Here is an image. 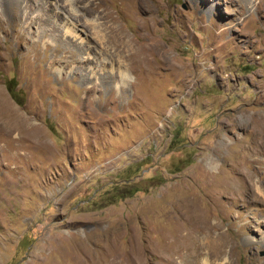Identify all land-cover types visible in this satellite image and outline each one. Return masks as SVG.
I'll return each instance as SVG.
<instances>
[{"label": "rangeland", "instance_id": "374dc122", "mask_svg": "<svg viewBox=\"0 0 264 264\" xmlns=\"http://www.w3.org/2000/svg\"><path fill=\"white\" fill-rule=\"evenodd\" d=\"M14 3L0 0V264H89L131 236L150 244L140 264H177L158 233L187 204L233 264H264V203L232 170L264 180L242 149L264 122V0H77L88 54Z\"/></svg>", "mask_w": 264, "mask_h": 264}, {"label": "bare ground", "instance_id": "6f19581e", "mask_svg": "<svg viewBox=\"0 0 264 264\" xmlns=\"http://www.w3.org/2000/svg\"><path fill=\"white\" fill-rule=\"evenodd\" d=\"M8 1L11 4H15L14 2L18 3L26 28H29L31 22L30 11L33 12L37 9L41 10L47 17V20L51 21L58 29L63 40L66 38V41H70V43L71 41H76V44H79L84 54L89 53L90 46L87 44L88 42L84 36L86 32L85 22L80 19L73 20L66 12L67 9L72 11L79 10L77 8V0H63V2L60 0ZM66 6L67 9L65 8ZM35 13L36 12H34V14ZM72 14L76 15L75 13ZM49 23L50 22H48L47 25H49ZM37 34H39V32H37ZM52 63H55V61ZM89 69L90 70H85L84 75H88L89 77L94 76L93 72H91V68ZM113 70L109 72L112 77L118 78L122 83L126 84V78L129 79V76H127L128 73L125 70H119L120 73ZM59 71L58 69V72ZM5 102L4 99L3 103ZM12 112L13 110L10 108L9 112L7 111L6 114L10 115ZM252 136L254 138L251 140V143L242 147L246 152L244 154V158H246L245 161L248 160L251 164L259 162V156L262 155L264 157V122L255 123L253 125ZM214 152L216 153L219 151L216 148ZM232 170L237 172L236 174L239 178L237 184L238 188L236 189L238 193H248L253 200H262L264 203V180H255L251 172L242 171L238 164L233 165ZM233 188L232 185H226L225 187L223 186L220 191L224 192L232 190ZM220 191L216 192L217 195L220 194ZM184 208L185 216L182 219L184 221L183 224L180 223L178 227H175L174 224L177 222V220H175L174 224L169 227L167 233L163 231H159L158 233L161 243L163 245L166 244L163 247H166L167 250H169L170 246L173 248L175 247V250L171 253L174 258L176 257L179 259L177 264H233L230 255L227 253L231 252V241L226 237L224 232L220 231L217 223L211 224L209 222V218L203 206L187 204ZM214 231H216L215 234H213ZM127 242L128 244L124 247L118 246L116 242L108 243L105 251L100 255L96 252L89 264H140L144 256L146 257L145 254H147L150 244H144L142 238H136L135 236H131ZM228 247L230 248L228 249Z\"/></svg>", "mask_w": 264, "mask_h": 264}, {"label": "trees", "instance_id": "16d2710c", "mask_svg": "<svg viewBox=\"0 0 264 264\" xmlns=\"http://www.w3.org/2000/svg\"><path fill=\"white\" fill-rule=\"evenodd\" d=\"M9 92L12 95V97L20 104L19 98H18L16 92L14 91V89H9Z\"/></svg>", "mask_w": 264, "mask_h": 264}]
</instances>
